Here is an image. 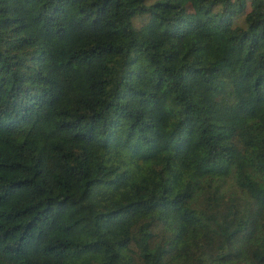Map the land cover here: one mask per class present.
<instances>
[{"label":"trees","instance_id":"1","mask_svg":"<svg viewBox=\"0 0 264 264\" xmlns=\"http://www.w3.org/2000/svg\"><path fill=\"white\" fill-rule=\"evenodd\" d=\"M0 264H264V0H0Z\"/></svg>","mask_w":264,"mask_h":264}]
</instances>
